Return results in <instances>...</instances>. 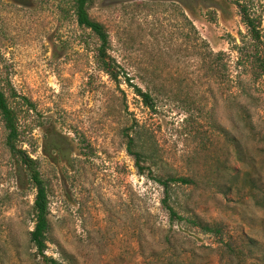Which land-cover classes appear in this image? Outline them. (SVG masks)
Listing matches in <instances>:
<instances>
[{"label":"rangeland","instance_id":"1","mask_svg":"<svg viewBox=\"0 0 264 264\" xmlns=\"http://www.w3.org/2000/svg\"><path fill=\"white\" fill-rule=\"evenodd\" d=\"M239 3L261 16L264 38V0H92L89 12L107 27L120 66L117 83L99 69L98 39L71 2L0 0L1 78L19 110L18 145L38 160L49 188V256L64 264H166L175 254L191 264H264V77ZM196 36L204 41L197 49ZM207 50L223 52L227 75L205 76ZM126 76L151 92L155 108ZM125 126L150 135L158 173L197 177V185H174L176 209L221 223L237 248L246 242L247 256L185 221L171 227L162 187L127 152ZM225 131L248 161L236 159ZM6 141L0 116V264H47L30 242L36 190ZM225 159L223 180L249 171L253 193L207 183Z\"/></svg>","mask_w":264,"mask_h":264},{"label":"trees","instance_id":"2","mask_svg":"<svg viewBox=\"0 0 264 264\" xmlns=\"http://www.w3.org/2000/svg\"><path fill=\"white\" fill-rule=\"evenodd\" d=\"M68 1L71 2V7L74 10L78 23L83 27L89 28L98 39L96 63L99 69L109 75L113 81L120 83V66L108 53L110 47V36L107 27L104 23L92 17L89 12V5L92 0ZM239 8L242 22L247 27L250 40L252 41L253 47L251 50V57L253 59L254 67L259 75L264 77V38L261 28L263 23L262 18L260 15L250 11L245 3H239ZM191 25L196 31L195 25L193 23H191ZM192 41L193 47L196 49L200 46H204V41H200V38L197 36L194 37ZM200 55H203L202 68L205 71V76L223 77L224 75H227L226 65H224V69L221 64V61L223 60V52L216 53L213 50H207L204 54L200 53ZM126 79L128 84L134 87L136 93L142 97L145 104L151 108H155L154 98L151 92L134 84L131 78L126 76ZM239 113L242 121L245 122L246 127L253 130L252 117L244 104L240 106ZM0 116L2 117L7 129V146L13 156L17 159L18 163L23 167L25 174L33 185V188L36 190L35 201L32 208V217L35 224L34 228L30 231V242L36 249L37 254L42 257L45 263L64 264L57 258L47 254V250L49 248V232L51 229L49 188L42 175L38 160L18 145L21 136L19 128V110L12 106L9 101V96H7L3 86L1 72ZM225 132L226 136H228V141H230L233 145L236 159L241 163L248 161L249 156L246 154L244 145L239 141V139L232 136L229 137V133L227 131ZM122 135L127 152L132 156L138 173L155 181L162 187V204L168 213L171 227L185 221L195 227H199L203 232L218 238L219 244L227 246L231 251V254L238 255L240 253L247 256V253L245 254L246 249L248 248L246 242H242L241 247L237 248V244H234L233 238L230 236L227 238V231L221 223L205 222L198 216L188 217L181 214L176 209L178 194L174 189V185H197V177L158 173L157 169L160 166L161 160L160 153L154 142L151 140L150 135L145 132L141 126H125L122 130ZM54 146L56 145L54 144ZM55 149L58 151V148L55 147L54 150ZM216 165V169L213 172L214 175L208 178L207 183L218 186L221 191L224 192L233 190L240 192L243 188H249L250 192L253 193L256 183L251 172L245 171L242 176L240 171L235 169L238 172L233 174L229 180L227 179L224 181L223 178H225V175L227 174V159L218 160ZM177 255L179 256H176L175 254L176 257L173 256L166 264H191V261L184 256L185 254Z\"/></svg>","mask_w":264,"mask_h":264}]
</instances>
